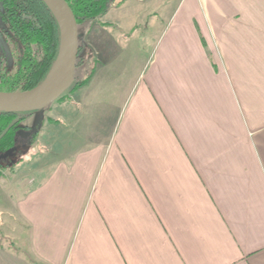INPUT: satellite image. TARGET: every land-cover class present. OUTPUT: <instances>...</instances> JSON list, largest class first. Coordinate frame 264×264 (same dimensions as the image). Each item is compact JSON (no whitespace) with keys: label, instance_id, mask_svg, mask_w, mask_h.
<instances>
[{"label":"crops","instance_id":"obj_1","mask_svg":"<svg viewBox=\"0 0 264 264\" xmlns=\"http://www.w3.org/2000/svg\"><path fill=\"white\" fill-rule=\"evenodd\" d=\"M177 1L84 28L42 167L0 178V264H264V0ZM140 15L171 23L148 59Z\"/></svg>","mask_w":264,"mask_h":264},{"label":"trees","instance_id":"obj_2","mask_svg":"<svg viewBox=\"0 0 264 264\" xmlns=\"http://www.w3.org/2000/svg\"><path fill=\"white\" fill-rule=\"evenodd\" d=\"M65 1L74 12L78 27L100 20L114 4V0ZM0 16L1 37L9 44L13 66L12 70L8 66L0 69V91H30L45 81L58 59L61 47L59 22L43 0H0ZM79 57L80 47L76 68L81 65ZM89 78L77 80L70 91L86 85ZM30 114L0 112V178L20 163L19 159L12 158L25 148L18 141L17 131L31 130L21 126ZM39 133V130L33 131L36 139Z\"/></svg>","mask_w":264,"mask_h":264},{"label":"water","instance_id":"obj_3","mask_svg":"<svg viewBox=\"0 0 264 264\" xmlns=\"http://www.w3.org/2000/svg\"><path fill=\"white\" fill-rule=\"evenodd\" d=\"M43 1L54 14L61 28V47L58 59L45 81L36 88L25 92H0V112L32 113L45 109L59 100L74 83L79 54L77 19L65 0ZM60 60L62 61L58 75L48 82L50 74Z\"/></svg>","mask_w":264,"mask_h":264},{"label":"rangeland","instance_id":"obj_4","mask_svg":"<svg viewBox=\"0 0 264 264\" xmlns=\"http://www.w3.org/2000/svg\"><path fill=\"white\" fill-rule=\"evenodd\" d=\"M178 2L177 0H172V3H176ZM168 3V1H167ZM173 7V6H172ZM149 17L151 18V16L149 15H140L136 17L137 23H139V25L141 26V31H143V28L145 27V25L152 19V22L155 21V19H160V23H161V29H157L156 31H153V33L149 36L146 37L145 40L146 42L144 44H142L139 47V56L141 58H145L148 59L149 57H153L154 55V39H155V35H160L161 33H163L164 28L169 25L170 22H168V17L169 16H163V15H158V16H152L151 19H149ZM84 24L82 26L79 27L78 31H79V47H80V51L82 52V48L81 46H84V28L88 25ZM171 25V23H170ZM1 30H2V21H1V16H0V69L3 70L5 69L6 66L9 67V69H13L12 66V61L10 60V47L9 44L7 45L6 42H4V39L1 37ZM146 32L144 31L143 33H141V35H144ZM157 40V39H156ZM85 58L87 59V65H85V63L83 62V58H82V54L80 53V59H78V63L80 60L81 65L76 68L75 71V80L74 83L77 80H82V75L83 73H87L89 74L91 71L90 65L93 64L90 63L92 56L91 54H89V52L85 49V51L83 52ZM73 83V85H74ZM72 85V87H73ZM71 87V88H72ZM70 88V89H71ZM70 89L62 96L63 99L61 100H57L56 102L52 103L49 107L45 108V109H41L35 112H32V114H30L28 117H26V120L21 124L22 127L24 126H28L31 127V129L33 130H39V137L36 140H33L32 143L30 145L25 146L24 149H22L21 152L18 153L17 156H12V158H14V160H18L20 161V163L18 165H16L13 169H9L7 171V173H5V175H8V177H11V181L12 182H16L18 185L21 184H25L27 182H29V179L32 178L31 177V167L32 166H36L38 168L42 167V155L43 153H45L46 148L43 147L42 145V130H43V126L45 124H47L49 122L48 116L50 114H53V110L56 109V107L61 104V102L64 101L65 98H67V96L71 93ZM3 92V91H0ZM25 116H27L26 114H24ZM46 144V143H45ZM33 162L35 163L34 165ZM0 183H4V181L2 179H0Z\"/></svg>","mask_w":264,"mask_h":264},{"label":"flooded vegetation","instance_id":"obj_5","mask_svg":"<svg viewBox=\"0 0 264 264\" xmlns=\"http://www.w3.org/2000/svg\"><path fill=\"white\" fill-rule=\"evenodd\" d=\"M25 127L28 128V126ZM33 131V129H21L17 131L18 141L20 142L21 146L30 145L33 140H36Z\"/></svg>","mask_w":264,"mask_h":264},{"label":"bare ground","instance_id":"obj_6","mask_svg":"<svg viewBox=\"0 0 264 264\" xmlns=\"http://www.w3.org/2000/svg\"><path fill=\"white\" fill-rule=\"evenodd\" d=\"M61 61L62 60H60L58 62L57 66L55 67V69L53 70V72L50 74L49 79H48V82L52 81L58 75L59 69H60V66H61Z\"/></svg>","mask_w":264,"mask_h":264}]
</instances>
